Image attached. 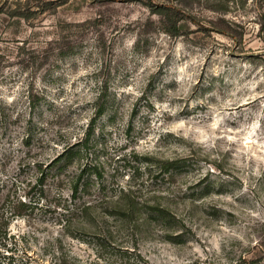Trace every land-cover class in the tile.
Listing matches in <instances>:
<instances>
[{"label":"rangeland","instance_id":"374dc122","mask_svg":"<svg viewBox=\"0 0 264 264\" xmlns=\"http://www.w3.org/2000/svg\"><path fill=\"white\" fill-rule=\"evenodd\" d=\"M73 143L70 160L51 162ZM123 190L137 204L131 220L108 205ZM158 202L175 229L151 211ZM10 206L24 211L9 217L0 264L254 254L264 243V0H0V217Z\"/></svg>","mask_w":264,"mask_h":264},{"label":"trees","instance_id":"16d2710c","mask_svg":"<svg viewBox=\"0 0 264 264\" xmlns=\"http://www.w3.org/2000/svg\"><path fill=\"white\" fill-rule=\"evenodd\" d=\"M162 7L163 8L159 10L158 13L164 15L165 6H162ZM103 108L104 107H101V106L100 108H98L99 110H97L98 111L97 113L99 115L102 113ZM75 146H76V143L68 145L51 162L53 161L59 162L60 160H63L64 157L69 158L68 160H70L71 157H73V155L76 152ZM85 171L86 169L84 167L80 170V173L73 176L72 184H71L73 197H77L78 194H80V192L83 190L84 188L83 186H85V183L83 181ZM40 174L41 175L39 176V180H40V183H43L46 177L45 171L41 169ZM121 192H122V195L120 199H117V200L111 199L110 201H108V205L111 207L112 213L122 215L125 218L131 220L134 218L135 213H137L138 211L137 204L134 201V198L132 197V195L130 193H127L129 191L123 190ZM124 200H126V202L122 203L124 202ZM22 205L25 206V203H22ZM91 206L92 205L88 204L87 208H91ZM150 208H151V211L156 215V218L158 219V221L165 222V224H168L169 227H172L174 229L176 227L175 225H179V221H178L179 218L176 216V214L172 211L170 207L165 206L164 204L158 202L152 205ZM10 211L11 212L9 216L7 215L5 216V214L3 213V215L0 217V237L2 238H5L7 235V227L10 222L9 217H15V215H21V213L24 210L20 206L18 207L12 206ZM256 249L257 251L254 254H252L251 256H242L235 264H264V243H260L258 244V246L256 245ZM70 260H71L70 257L66 256L64 253H60V255H58L59 264H72Z\"/></svg>","mask_w":264,"mask_h":264}]
</instances>
